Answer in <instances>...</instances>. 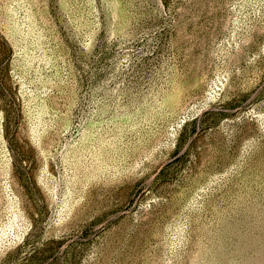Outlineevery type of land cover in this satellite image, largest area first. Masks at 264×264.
I'll return each instance as SVG.
<instances>
[{"label":"rangeland","instance_id":"374dc122","mask_svg":"<svg viewBox=\"0 0 264 264\" xmlns=\"http://www.w3.org/2000/svg\"><path fill=\"white\" fill-rule=\"evenodd\" d=\"M0 264H264V0H0Z\"/></svg>","mask_w":264,"mask_h":264}]
</instances>
